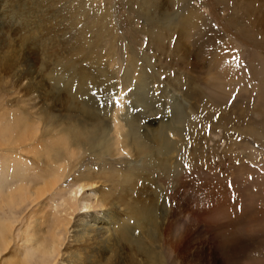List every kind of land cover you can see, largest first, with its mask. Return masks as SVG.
<instances>
[{
  "label": "rangeland",
  "instance_id": "rangeland-1",
  "mask_svg": "<svg viewBox=\"0 0 264 264\" xmlns=\"http://www.w3.org/2000/svg\"><path fill=\"white\" fill-rule=\"evenodd\" d=\"M18 6L26 9L24 12L31 11V19L16 24ZM12 14L15 20H10ZM23 15L27 17L28 13ZM31 24L38 26L32 35L34 40L22 44V32L34 29ZM183 43L196 49L199 60H205L203 71L198 70L202 76L221 77L230 72L229 76L240 77L221 105L217 96L214 100L216 86L201 82L196 83V93L190 91L192 84L188 86L187 103L184 97L182 107L176 102L185 89L178 86L184 78L181 73H190L188 60L182 57ZM12 47L16 49L12 57L17 61L9 67L0 65V169L7 166L11 173L17 171L13 157L21 147L28 150L49 139L61 141L60 129L73 128L76 120L83 125L84 109L98 119L97 126L105 121L110 137L117 134L114 118L124 122L127 116L130 124L124 129L137 141L147 128L165 134L161 123L147 124L161 119L164 125L179 130L178 143L170 156L164 157L170 173L164 170L163 183L172 193L171 205L176 211H184V220L203 192L195 177L199 172L210 179L227 181L228 187L232 188L230 183L238 187L237 197L246 203L238 228L241 235L252 230L254 221L263 219L264 213L257 210L264 212V0H0V53ZM213 62L216 64L209 65ZM18 75L23 76L21 81ZM76 75L85 76L86 81L76 80L71 88L83 86L84 96L96 103L94 109H81L83 95L76 97L74 91L69 92L67 82H73ZM194 75L195 70L191 73ZM119 93L130 94L121 108L117 103ZM140 151L145 149H137L139 161L145 157L148 160ZM126 159L116 160L115 169L123 170ZM93 163L89 161L92 167ZM33 164L37 166L36 161ZM85 164L81 170L86 169ZM131 166L139 171L145 168L136 162ZM113 184L121 189L115 181ZM53 208L55 213L65 210L59 202ZM28 212L16 213L11 224L12 242ZM0 215V221L12 220L8 213ZM12 242L0 246L5 249H0V264L20 263L21 251ZM252 245L249 243L253 253L264 254V237L257 239L255 247Z\"/></svg>",
  "mask_w": 264,
  "mask_h": 264
},
{
  "label": "bare ground",
  "instance_id": "bare-ground-1",
  "mask_svg": "<svg viewBox=\"0 0 264 264\" xmlns=\"http://www.w3.org/2000/svg\"><path fill=\"white\" fill-rule=\"evenodd\" d=\"M18 7L15 14L17 20L13 14L10 20H15L17 24L31 19V11L24 12L26 9ZM27 8L30 10V6ZM24 13H28V16L23 15ZM31 25L34 29L30 31L27 28L22 32V44L34 40L32 35L38 26ZM20 47L23 48L22 45ZM13 50L16 49L12 47L10 50H1L2 67H9L11 62H15ZM181 50L183 59L188 60L190 73H181L184 78L181 80L182 86H178L185 89L181 90L176 102L182 107L183 97L188 102V86L192 84L194 88L191 87L190 91L196 93V87L201 82L207 84V87L216 86L213 90L216 92L214 100L217 96V102L221 105L239 84L240 77L229 76L230 72H225L220 78L217 74L204 77L198 70L203 71V63L205 66L206 63L204 59H198L196 49H190L183 43ZM214 64L216 63H209ZM131 68L133 67L130 70ZM194 70L195 75L191 76ZM141 71L137 70L139 75ZM17 78L21 81L23 76L18 75ZM76 80L86 81L85 76L74 77V81L71 80L73 82H67L69 92L74 91L76 97L83 95L81 109H94L92 106L96 103L84 96L83 86L71 88ZM27 89H30L29 85ZM119 95L117 103L121 108L130 94ZM127 109L129 110V106ZM81 113L85 116L83 125L79 124L80 120H76L78 123L73 128L69 127L66 131L60 129L58 133L63 137L61 141L56 143L49 139L52 141L51 145L47 146V140V143L42 142L36 148L28 150L21 147L13 157L18 165L17 171L11 173L7 166L0 169V213L12 216L9 222L0 221V246L12 242L14 230L11 224L15 223L16 215L29 210L13 241L17 246L15 249L21 251V254L18 251L20 259L16 256L19 264H56L59 259V264H264V254L261 251L253 253V247L249 246V243L252 242L254 246L257 239L264 237V217L254 221V227L246 235H241L238 228L241 227V214L246 210V203L238 199L240 190L234 183H230L231 188L225 180L210 179L200 172L196 173L195 177L199 186L201 185L202 195L204 194L200 197L202 201H196L197 205L192 210L189 209L185 220L181 216L184 211H176L171 205L172 199L169 196L172 193L163 183L164 170L169 171L164 157L168 154L170 156L173 146L178 143L180 136L176 126L168 127L163 120L152 119L147 121L148 126L159 122L168 134H163L159 129L147 128L137 141L124 129L130 124L126 122L127 116L123 118L124 122L114 118L113 127L117 134L110 137V127L106 126L104 120L97 126L98 119L94 118L93 113L86 109ZM20 141L22 142L21 139ZM138 148L145 149L140 154L147 155L148 160L145 157L143 162L139 161L140 156L136 152ZM123 156L128 162L126 166L123 164L126 169H115L113 163ZM88 157L94 161V167L89 165L91 160H86ZM104 157L108 159L105 160ZM34 161L37 166L33 164ZM83 162H86V169L81 170ZM132 162L144 166V170H133ZM146 163L149 171L146 170ZM65 181L69 183L64 184ZM114 181L121 185V189H115ZM254 195L258 194L253 193L252 196ZM58 202L65 208L63 213L62 208L58 213L53 210ZM257 212L264 213L259 209ZM74 215L77 219H74Z\"/></svg>",
  "mask_w": 264,
  "mask_h": 264
}]
</instances>
